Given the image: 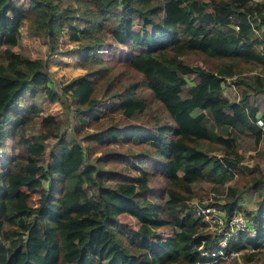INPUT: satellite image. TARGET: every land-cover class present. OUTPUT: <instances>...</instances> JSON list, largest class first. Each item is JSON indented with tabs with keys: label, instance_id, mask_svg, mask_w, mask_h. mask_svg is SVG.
<instances>
[{
	"label": "trees",
	"instance_id": "1",
	"mask_svg": "<svg viewBox=\"0 0 264 264\" xmlns=\"http://www.w3.org/2000/svg\"><path fill=\"white\" fill-rule=\"evenodd\" d=\"M15 1L0 0V150L5 151L6 137L17 150L0 163V264L206 260L198 246L209 248L211 235L188 204L192 186L207 181L217 191L242 173H247L248 187L260 195L256 213L248 214L253 234L236 233L226 248L247 245L252 250L246 258H264V174L257 165L242 164L236 150L240 134L255 145L264 143V76L255 73L247 82L235 80L245 85L237 100L222 94L225 77L264 65V51L258 48L264 32L256 33L264 30L263 5L257 0H84L78 24L52 0H27L24 5ZM25 19L42 23L51 45L66 26L70 39L85 41L84 59L96 55L101 37L91 35L103 29L115 43L128 42L138 49L121 65L129 70L126 77L122 72L110 75L105 68L85 70L61 85L75 109L74 130L85 147L59 138L45 164L40 155L54 117H40L42 132L23 134L22 126L37 110L22 100L37 93L56 100L57 94L48 84L45 62L13 49ZM188 54L203 64L188 63ZM99 87L117 100L125 120L148 114L150 101L164 116L153 118L149 127L110 123L99 117ZM250 92L262 98L255 104ZM256 116L261 127L254 122ZM78 124L96 131L83 132ZM121 135L137 147L140 157L118 152L114 145ZM212 149L219 154H210ZM83 151L89 156L100 151L107 158L85 163ZM261 154L264 157V149ZM141 155L166 183L156 201L144 195L149 169L141 166ZM225 188L227 199L221 207L228 215L239 208L238 190ZM33 193L37 196L32 201ZM120 213L133 217L136 227L120 222ZM160 227L169 229L163 239L156 232Z\"/></svg>",
	"mask_w": 264,
	"mask_h": 264
},
{
	"label": "rangeland",
	"instance_id": "2",
	"mask_svg": "<svg viewBox=\"0 0 264 264\" xmlns=\"http://www.w3.org/2000/svg\"><path fill=\"white\" fill-rule=\"evenodd\" d=\"M22 2L26 4L27 0H16L15 3L19 4ZM53 4L57 9H66L69 14L75 16V21L81 24L80 18L82 17V10L84 9V0H52ZM137 29V25L133 26ZM19 33L13 45V49L26 54L32 58H40L45 62L46 71L49 75V86L57 94L56 100H47L43 93H37L33 99H24L22 103L27 106H33L37 111L33 112L29 116L26 123L22 126L23 134H32L43 131V124L40 121V117L51 114L54 117V122L49 124L50 134L44 139V151L40 155V162L45 164L48 162V155L52 149H56V142L62 138L65 141H78L84 148L85 143L82 141L81 136L75 132L74 128L77 122L75 115V109L71 104L70 98L61 92V85L71 77L85 72V70H97L105 68L110 75L117 72H122L125 77L128 76L129 70L121 68L128 62L130 54L135 53L138 49L131 46L128 42L123 44L115 43L109 33L103 29L100 32H95L91 35V38L101 37V45L99 46L96 55L90 58L85 57L84 49L82 44L85 42L82 40L70 39L67 34L66 26H61L57 36H55L54 42L51 45L49 40L50 35H46L44 26L40 22H33L28 19L22 21L18 28ZM263 29L256 31L259 34ZM261 51H264V41L261 42ZM184 60L188 63H202L200 58L193 54L184 56ZM203 64V63H202ZM204 64L212 65L211 62L205 61ZM255 73H261L264 76V65H257L250 68H245L239 74H233L230 77H225L222 82V94L228 100H237L240 91L245 88L243 84H235V80H243L247 82L250 75ZM190 83V82H189ZM99 100L97 106L100 110L99 117L106 119L110 123L116 122L118 125L131 126V124H141L144 126H150L153 118L164 116L161 109L156 106L152 101L149 102L148 114L134 117L128 120L121 118L119 110L116 107L117 100L115 98H108L102 88H98L95 94ZM262 98V94L255 95L250 92V99L253 103H257ZM261 108L258 109L257 114L261 113ZM105 114V115H103ZM11 124H7V129H10ZM78 129L87 132L96 131L94 127H82L78 124ZM13 131V130H12ZM11 131V132H12ZM125 135H121L117 139V143L114 145L118 152L127 155L128 157H140L137 147L130 146L129 142L124 138ZM13 141L11 137L5 139V151L0 150V163H5V159L9 158L12 153L17 150L13 147ZM264 149V143L261 140L258 144H253L252 139L246 134H240L238 141L236 142V150L242 156L241 163L247 166L257 165L258 168L264 174V157L261 151ZM210 154H219V149H212L208 151ZM84 162L93 164L96 158L100 160H106L107 156L105 153L96 151L89 156L83 151ZM143 163L142 167L149 169V177L147 182L148 190L144 195L150 200L156 201L157 195L164 193V185L166 184L163 178L159 175L157 170L151 167L148 162V158L141 155ZM131 164V163H130ZM136 164V163H133ZM2 169H6L7 166H2ZM136 174V172H135ZM44 185L45 182L43 181ZM226 185H231L237 188L238 193V210L245 216L248 227H250L252 221L249 219L248 214H255L258 208V200L260 195L257 190L248 187L247 173H242L241 176H232ZM226 185L216 187L218 190L214 191L211 188L210 183L207 181H201L192 186L194 195L188 201V204L193 205V202L198 203H209L213 204L218 209H223L222 203L227 199ZM264 186V184H263ZM264 188V187H263ZM32 195V201L35 200L36 194ZM164 195V194H163ZM162 197V196H161ZM118 220L127 224L129 227H136L135 219L128 214L120 213ZM206 230V229H205ZM208 231V230H206ZM158 237L165 238L169 234L167 227L156 228ZM249 251L243 250L234 258L217 260L213 264H264V258L260 254L253 256L249 255L245 257ZM182 264V263H181Z\"/></svg>",
	"mask_w": 264,
	"mask_h": 264
},
{
	"label": "built area",
	"instance_id": "3",
	"mask_svg": "<svg viewBox=\"0 0 264 264\" xmlns=\"http://www.w3.org/2000/svg\"><path fill=\"white\" fill-rule=\"evenodd\" d=\"M264 7V0H257ZM254 122L259 127L262 121L256 116ZM195 214L205 224V229L211 235V245L209 248L198 246L200 255L207 257L206 260H195L188 264H213L217 260L230 259L236 257L241 251H251L252 248L245 245L240 249L226 248L227 240L238 232H246L248 235L253 234L252 225L248 227L245 216L234 208L228 215L223 209L216 208L213 204L193 202L192 205Z\"/></svg>",
	"mask_w": 264,
	"mask_h": 264
}]
</instances>
